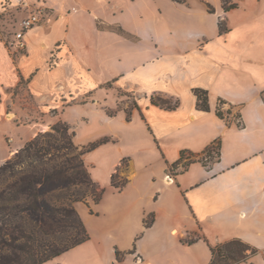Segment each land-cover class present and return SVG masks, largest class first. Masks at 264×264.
I'll use <instances>...</instances> for the list:
<instances>
[{"label": "crops", "instance_id": "0c3cea01", "mask_svg": "<svg viewBox=\"0 0 264 264\" xmlns=\"http://www.w3.org/2000/svg\"><path fill=\"white\" fill-rule=\"evenodd\" d=\"M27 1L53 11L26 32L16 58L0 41V113L7 90L24 80L38 102L70 100L60 115L77 146L108 138L84 155L104 189L97 203L77 209L89 239L42 264H208L210 246L233 238L257 249L241 264H264V12L253 10L264 0L236 1L224 34L218 12L172 0L124 1L119 11L109 0ZM141 7L148 10L136 14ZM194 88L208 91V111L196 108ZM153 94L179 105L155 106ZM214 143L219 156L206 167L199 157ZM3 148L0 165L10 154ZM182 151L194 160L172 175ZM123 159L128 182L118 190L111 175Z\"/></svg>", "mask_w": 264, "mask_h": 264}, {"label": "trees", "instance_id": "16d2710c", "mask_svg": "<svg viewBox=\"0 0 264 264\" xmlns=\"http://www.w3.org/2000/svg\"><path fill=\"white\" fill-rule=\"evenodd\" d=\"M172 1L186 3L188 0ZM206 5L209 13H213L210 4ZM236 6L237 3H233L224 11ZM217 26L219 34L228 31L221 19ZM112 30L129 35L120 26ZM192 91L196 108L208 111V91L202 88ZM150 102L166 110L179 105L178 99L156 94L150 96ZM222 104L224 101L219 100L216 106V115L220 118L224 116L220 110ZM129 116L130 111L127 118ZM74 135L70 125L59 120L50 131L36 134L13 158L0 165V264H42L89 239L73 203L85 201L88 196L94 203L101 199L104 189L92 181L84 155L108 138L79 147L74 143ZM217 148L219 156L218 143ZM183 153L185 151L181 156ZM126 170L127 159H123L111 175L114 188L121 190L126 185L127 176L122 174ZM57 193L62 196L53 198ZM151 223L152 218L144 220L146 227ZM210 250L212 257L208 264H241L257 252L238 238L210 246ZM116 255L119 257L120 252L116 251Z\"/></svg>", "mask_w": 264, "mask_h": 264}, {"label": "rangeland", "instance_id": "374dc122", "mask_svg": "<svg viewBox=\"0 0 264 264\" xmlns=\"http://www.w3.org/2000/svg\"><path fill=\"white\" fill-rule=\"evenodd\" d=\"M124 1H130V0H109L110 9L112 11L114 10L119 11L121 9L119 6L123 5ZM236 1L238 2V4L240 3V0H188L185 4L194 7L203 6L204 9L209 12V8L206 5L208 3L210 4V7L214 10L212 14H217L218 12L219 13L218 18L223 20L224 24H226V21L224 20L226 11H224V8H228L229 5L236 3ZM247 1H245V3ZM248 5L246 6V9L248 8ZM251 9L253 8H250L248 10ZM147 10L148 7L147 8L141 7V10L137 11L136 14L139 15L140 11H147ZM159 10H160V6H159ZM253 10L259 11V14H262L264 12V2L258 8ZM165 14L169 16V11L165 12ZM238 14L239 13H237L236 15ZM23 15L24 12H21L19 11V9L12 6L11 0H0V41L2 43L4 42L6 47H8L10 50L12 49L10 47V43L13 41L12 33L17 28L18 22ZM99 27L108 28L111 30L119 28L117 24L114 25L101 24L99 25ZM56 50L57 47H55L54 50L52 51L53 55L48 61L50 67L54 65ZM17 54L18 52L14 54L12 53L13 58H16L15 56ZM26 86H27L26 82L24 80H21L15 88L7 90L10 92V95L5 96L6 109H4L3 112L0 113V155L4 150L3 148L4 145L7 152L10 153L8 159L14 157V154L16 153V151H14V148H16L19 142L24 141L31 132H36L35 133L36 135L38 133L50 131L51 127L57 121L62 120L60 112L63 106L70 104L69 103L70 100H68L69 101L68 103H63L57 106H55L54 103L38 102L34 100L30 96V94H28V89ZM117 95L119 96V98H121L119 92L117 93ZM123 98H127V97H123ZM119 106L121 107L120 104H118V108H120ZM133 107L134 104L131 101L128 104V108L126 109V112H129L130 109ZM115 109H108L107 112H114ZM7 115L11 116L10 119L8 118ZM69 125L73 129V125L72 124ZM18 150L19 149H17V151ZM177 163H175V165ZM169 172L171 173V167L169 169ZM127 178H128V174H127ZM61 196L62 194L57 193L54 195L53 198H57ZM86 198L87 199L85 201H78L73 203V206L75 207L76 210L80 205L84 204L89 206L92 203H94L91 197L88 196Z\"/></svg>", "mask_w": 264, "mask_h": 264}, {"label": "built area", "instance_id": "2783aa9c", "mask_svg": "<svg viewBox=\"0 0 264 264\" xmlns=\"http://www.w3.org/2000/svg\"><path fill=\"white\" fill-rule=\"evenodd\" d=\"M12 4L23 11L24 15L18 22V26L15 31L12 33L13 41L10 43V46L15 49L16 52H22L25 49V43L23 40L26 32L36 26H39L44 23L46 16L51 13L53 10L48 8L43 1H37L30 3L27 0H11ZM72 11H75L76 8L72 7ZM224 105H220V110L223 112ZM232 113L231 109L228 108V114ZM224 114V112H223ZM233 121L237 125H241V120L239 113H232ZM224 117V116H223ZM210 150V151H209ZM218 158V148L217 144L214 143L210 148L199 157V160L206 166L209 167L212 161ZM193 160L192 155L189 152L183 153L180 157L178 163L174 166H171V174L175 175L183 171L186 166ZM169 177V175H168Z\"/></svg>", "mask_w": 264, "mask_h": 264}, {"label": "bare ground", "instance_id": "6f19581e", "mask_svg": "<svg viewBox=\"0 0 264 264\" xmlns=\"http://www.w3.org/2000/svg\"><path fill=\"white\" fill-rule=\"evenodd\" d=\"M7 116H8V118L10 119L11 116H10V115H7ZM167 177H168V176H167ZM168 178H169V177H168Z\"/></svg>", "mask_w": 264, "mask_h": 264}]
</instances>
